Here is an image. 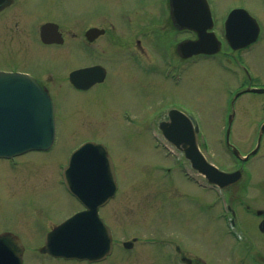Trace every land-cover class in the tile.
Returning a JSON list of instances; mask_svg holds the SVG:
<instances>
[{
  "label": "rangeland",
  "instance_id": "rangeland-1",
  "mask_svg": "<svg viewBox=\"0 0 264 264\" xmlns=\"http://www.w3.org/2000/svg\"><path fill=\"white\" fill-rule=\"evenodd\" d=\"M214 1L241 6L254 18L263 19L264 0ZM19 3L28 14H47L66 22L80 19L81 0ZM97 3L98 0L84 1L88 10L95 9ZM74 24L69 22L62 29L69 38L80 30L78 23ZM38 28L24 19L18 26L8 24L2 29L0 69L19 67L35 75L44 70L46 76L53 75L50 94L56 108V137L48 151H31L12 161L0 159V232L20 238L23 264H159L162 252L155 239L169 232L182 238L192 234L199 227V221L194 220L198 216L195 197L202 193L179 172L178 153L159 133L157 119L171 104H176L198 115L211 135L218 132L222 138L228 106L218 94L223 85L215 67H203L199 76L182 74L177 83L164 76L129 75L78 91L66 86L67 82L58 86L55 80L66 77L77 51L68 44L43 47L38 42ZM258 62L264 66V58ZM263 106L264 94L245 93L237 102L236 115L258 117L264 115ZM85 141L106 147L118 185L113 199L99 210L112 230L113 252L95 263L54 258L36 251L53 225L82 208L62 183L61 170L71 152ZM217 143L215 157L222 163L218 156L225 159L228 154L225 146ZM134 238L132 248L122 246L123 241Z\"/></svg>",
  "mask_w": 264,
  "mask_h": 264
},
{
  "label": "flooded vegetation",
  "instance_id": "flooded-vegetation-1",
  "mask_svg": "<svg viewBox=\"0 0 264 264\" xmlns=\"http://www.w3.org/2000/svg\"><path fill=\"white\" fill-rule=\"evenodd\" d=\"M84 1L81 0L79 21L69 19L66 22L47 14H28L29 11L21 9L20 0H1L0 32L8 24L18 26L24 19L38 27L48 22L56 23L63 41L59 44L40 42V45L53 48L68 44L77 51L66 77L55 79L57 85L67 82L66 86L74 89L69 74L78 69L95 68L94 74H104L101 82L78 91L101 87L109 79L116 82L129 75L152 74L171 78L177 83L182 74L191 72L199 76L203 67L213 65L223 85L218 94L228 106L223 137L218 132L211 135L198 115L176 104L165 109L157 123L167 121L171 109L184 113L185 137L196 138L208 163L228 173L239 171V178L225 187L210 183L185 158L183 147L187 144L183 142L184 146L177 150L179 172L185 173L189 169L200 178L197 181L190 177L192 183L200 185L202 193L195 197L198 216L194 220L195 223L199 221V227L183 238L169 232L155 239L162 252L159 264H264V115L249 118L236 115L237 102L242 95L264 94V66L258 62L264 58V14L263 19L254 18L255 27L239 20L237 36L228 16L234 9L245 8L229 3L220 5L214 0H206V3L203 0H98L95 9L88 10ZM220 11H225V15ZM69 22H77L80 28L70 38L62 30ZM92 29L96 34L88 35ZM253 31L254 41L233 47L245 41ZM198 67L200 70L196 71ZM0 70L27 73L49 92L54 88L51 86L53 75L46 76L43 72L35 75L19 67ZM249 87L261 92L247 91ZM217 142L225 146L228 154L227 159L217 154L222 163L215 157L214 144ZM233 148L239 151V157L234 155Z\"/></svg>",
  "mask_w": 264,
  "mask_h": 264
},
{
  "label": "water",
  "instance_id": "water-1",
  "mask_svg": "<svg viewBox=\"0 0 264 264\" xmlns=\"http://www.w3.org/2000/svg\"><path fill=\"white\" fill-rule=\"evenodd\" d=\"M230 19L235 24L239 19H246L250 23L254 21L242 9L232 11ZM235 26L238 30V25ZM95 32L92 29L88 35ZM253 36L248 40H253ZM40 39L44 43L62 42L58 27L53 23L41 26ZM94 72L95 68L74 71L70 74V81L76 88H87L96 78L100 80L101 76ZM85 75L86 82L82 81ZM252 90L261 92L259 89ZM181 116L177 110H172L168 115L169 120L159 124L166 138L178 148H181L184 140L187 144L184 146L185 156L209 181L226 186L237 180V172L227 174L204 161L194 136L190 139L185 137L186 121ZM54 135V107L48 91L27 74L0 71V158L47 150L53 143ZM234 153L240 156L236 149ZM62 177L68 191L85 209L48 232L40 252L65 259L103 260L112 252L113 244L111 231L100 218L98 209L114 196L117 189L114 165L105 146L93 142L81 145L71 154ZM123 245L129 248L132 242H124ZM23 250L17 236L9 233L0 235V264H23Z\"/></svg>",
  "mask_w": 264,
  "mask_h": 264
}]
</instances>
